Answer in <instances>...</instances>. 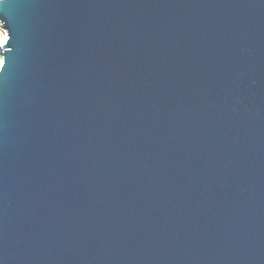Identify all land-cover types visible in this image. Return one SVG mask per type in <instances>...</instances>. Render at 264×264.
<instances>
[{
    "label": "water",
    "instance_id": "1",
    "mask_svg": "<svg viewBox=\"0 0 264 264\" xmlns=\"http://www.w3.org/2000/svg\"><path fill=\"white\" fill-rule=\"evenodd\" d=\"M0 23V264H264V0Z\"/></svg>",
    "mask_w": 264,
    "mask_h": 264
},
{
    "label": "built area",
    "instance_id": "2",
    "mask_svg": "<svg viewBox=\"0 0 264 264\" xmlns=\"http://www.w3.org/2000/svg\"><path fill=\"white\" fill-rule=\"evenodd\" d=\"M2 32L5 33V39H4V41L0 40V55H1V52H2V46L5 44L6 39H7L6 32L3 30L2 25L0 23V34ZM1 65H2V62H0V67H1Z\"/></svg>",
    "mask_w": 264,
    "mask_h": 264
},
{
    "label": "rangeland",
    "instance_id": "3",
    "mask_svg": "<svg viewBox=\"0 0 264 264\" xmlns=\"http://www.w3.org/2000/svg\"><path fill=\"white\" fill-rule=\"evenodd\" d=\"M4 39H5V33H1L0 34V40H2V41H4ZM0 62H2V56L0 55Z\"/></svg>",
    "mask_w": 264,
    "mask_h": 264
},
{
    "label": "clouds",
    "instance_id": "4",
    "mask_svg": "<svg viewBox=\"0 0 264 264\" xmlns=\"http://www.w3.org/2000/svg\"><path fill=\"white\" fill-rule=\"evenodd\" d=\"M0 2H4V0H0Z\"/></svg>",
    "mask_w": 264,
    "mask_h": 264
},
{
    "label": "snow or ice",
    "instance_id": "5",
    "mask_svg": "<svg viewBox=\"0 0 264 264\" xmlns=\"http://www.w3.org/2000/svg\"><path fill=\"white\" fill-rule=\"evenodd\" d=\"M3 4V3H2Z\"/></svg>",
    "mask_w": 264,
    "mask_h": 264
}]
</instances>
